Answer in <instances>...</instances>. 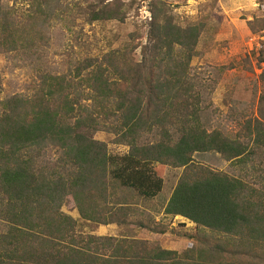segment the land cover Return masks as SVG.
Listing matches in <instances>:
<instances>
[{"label":"trees","instance_id":"16d2710c","mask_svg":"<svg viewBox=\"0 0 264 264\" xmlns=\"http://www.w3.org/2000/svg\"><path fill=\"white\" fill-rule=\"evenodd\" d=\"M65 1L27 0L18 22L0 0V51L33 48L42 37L36 23L56 18ZM91 1L89 23L123 20L116 0ZM199 34L158 13L139 61L110 51L67 74L39 75L30 95L1 98L0 83V264H264V175L247 181L192 161L213 152L242 173L264 156L261 122L246 127V143L203 127L188 73ZM97 131L126 153L110 154ZM154 166L183 169L163 213L192 223L200 246L178 254L83 234L61 210L73 205L85 222L123 225L130 209L116 192L156 198L163 181Z\"/></svg>","mask_w":264,"mask_h":264},{"label":"rangeland","instance_id":"374dc122","mask_svg":"<svg viewBox=\"0 0 264 264\" xmlns=\"http://www.w3.org/2000/svg\"><path fill=\"white\" fill-rule=\"evenodd\" d=\"M26 1L2 0V4L13 10L19 22L28 11ZM91 2L66 0L56 18L44 26L40 21L36 23L34 28L42 37L35 40L33 48L11 53L0 51L1 98L30 95L39 75L67 74L77 63L110 51L128 50L132 56L128 57L139 61L147 44L150 21L160 13L182 28H200L188 73L200 95L203 127L246 143V127L256 126L257 122L264 124V0H116L122 21L89 23L84 12ZM93 138L104 143L112 155L127 151L110 133L97 131ZM47 158H55L54 150L47 152ZM192 161L229 176L240 174L247 181L264 175L257 172L264 169V156L254 157L252 165L242 173L213 152L196 153ZM154 169L163 181L156 198L144 200L131 192H116V196L126 198L130 209L123 225L85 222L73 205L62 206L61 210L77 222L78 231L83 234L148 241L178 254L200 246L191 239L198 234L192 223L163 213L183 169L169 166Z\"/></svg>","mask_w":264,"mask_h":264},{"label":"crops","instance_id":"0c3cea01","mask_svg":"<svg viewBox=\"0 0 264 264\" xmlns=\"http://www.w3.org/2000/svg\"><path fill=\"white\" fill-rule=\"evenodd\" d=\"M77 212V211H76ZM78 215V214H77ZM73 219V218H72Z\"/></svg>","mask_w":264,"mask_h":264}]
</instances>
